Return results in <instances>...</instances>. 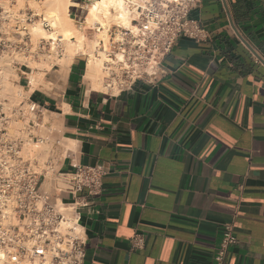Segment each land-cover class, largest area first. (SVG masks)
<instances>
[{
    "label": "crops",
    "instance_id": "obj_1",
    "mask_svg": "<svg viewBox=\"0 0 264 264\" xmlns=\"http://www.w3.org/2000/svg\"><path fill=\"white\" fill-rule=\"evenodd\" d=\"M72 1L85 21L91 0ZM194 16L205 38L181 37L156 81L110 96L77 55L30 91L48 137L61 130L63 171L109 169L83 218V264H214L224 224L238 239L226 260L264 264V0H201Z\"/></svg>",
    "mask_w": 264,
    "mask_h": 264
},
{
    "label": "built area",
    "instance_id": "obj_2",
    "mask_svg": "<svg viewBox=\"0 0 264 264\" xmlns=\"http://www.w3.org/2000/svg\"><path fill=\"white\" fill-rule=\"evenodd\" d=\"M1 1L0 61H10L15 86L36 91L43 86L32 87L30 65L43 57L50 59L51 53L61 57L62 44L54 49L50 39L34 38L32 29L37 25L48 33L52 30L45 15L30 7L17 9L16 0ZM127 3L132 26L112 27L108 45L101 41L95 52L100 59L102 54L106 57L100 68V89L110 96L131 90L140 81H156L181 37L205 38L194 16L201 0ZM253 54L262 63L257 52ZM83 57L86 76L88 56ZM40 72L45 79L50 67ZM43 109L30 95L19 102L0 99V264H83L87 244L83 218L102 195L109 173L104 164L76 163L63 171L59 157L50 150V137L39 131L47 127ZM237 243L233 225L224 224L214 264H232L226 256ZM144 244L140 234L131 243L134 250H142Z\"/></svg>",
    "mask_w": 264,
    "mask_h": 264
},
{
    "label": "bare ground",
    "instance_id": "obj_3",
    "mask_svg": "<svg viewBox=\"0 0 264 264\" xmlns=\"http://www.w3.org/2000/svg\"><path fill=\"white\" fill-rule=\"evenodd\" d=\"M133 1L136 2V0ZM32 3L35 6L38 5L36 0ZM44 6L48 12V14H46V19L49 21L50 26L54 31L46 34V31L43 30L40 25H37L32 29L34 38L48 35V39L53 41L52 46L54 49L59 42L66 43V53L56 63L58 66V73L65 76V78L68 75L75 56L88 55L87 72L85 77L94 89H98L100 86L98 80L100 76V68L102 61L106 57L102 54L101 57H103V59H100L95 56L93 52L98 49L102 40L105 41L104 43L106 46L108 45L109 30L112 27L130 28L132 26L127 0H91V4L87 9L88 13L85 18V24L87 25V28L95 26L99 29V33L97 32L98 37L91 41L88 40L78 28H76V22L69 10L71 7H77L78 5L74 4L72 0H46ZM97 29L96 31H98ZM9 62L8 59L0 61V99L7 98L10 101L16 102L19 100V97L22 96L19 91L21 90V92L25 94V90L21 87L16 90L17 86H15L10 80ZM44 64H48L49 66L50 63L45 62ZM30 68L34 71L36 70L33 64L30 65ZM33 74L30 75V79L32 81L34 80L31 82L33 84L32 87L34 88L41 84L42 81L40 79H34ZM27 94H30V92ZM34 147L37 148V146ZM30 149L33 148L29 147L28 150Z\"/></svg>",
    "mask_w": 264,
    "mask_h": 264
},
{
    "label": "rangeland",
    "instance_id": "obj_4",
    "mask_svg": "<svg viewBox=\"0 0 264 264\" xmlns=\"http://www.w3.org/2000/svg\"><path fill=\"white\" fill-rule=\"evenodd\" d=\"M34 0H16V2H17V9H26V6H29L31 9H33L34 11H37L39 14H43V15H45V17H46V14H48V12H47V10H46V8H45V6H44V2L46 1V0H36L37 1V3H38V5L37 6H35L32 2H33ZM45 8V9H44ZM42 10V11H41ZM88 13V12H87ZM87 13H86V15H87ZM86 15H85V17H84V19L86 18ZM82 20V18L81 17H79L76 21H81ZM75 21V22H76ZM75 25H76V28H78L85 36H86V38L88 39V40H95L96 39V37H98L97 36V32L99 33V31H96V30H94V28H96L97 29V27H95V26H90V27H88L87 28V25L85 24V21L84 20H82L79 24H76L75 23ZM98 30V29H97ZM54 30H51L50 32H53ZM49 32V33H50ZM48 32H46V34H49ZM40 37H45V38H48V35H45V36H40ZM102 40V39H101ZM102 41H104V40H102ZM105 42V41H104ZM60 44V43H59ZM62 45H61V47H63V52H62V56L61 57H59V56H57V55H55V54H53V53H51L50 54V59L48 58V57H43V58H41L40 59V61L39 62H37V63H33V65H34V68L36 69L35 71H34V74H33V77H34V79H43V81H44V75L40 72L42 69H45V68H47V69H49V67H50V75L51 74H53V72L55 71V70H58V66H57V62H58V60L59 59H61L64 55H65V53H66V43H61ZM98 49H96V50H94V55H95V52L97 51ZM86 56H88V55H86ZM45 62H48V63H50L49 64V66H48V64L46 65V64H44ZM54 64V65H53ZM59 72V71H58ZM57 72V74H60V73H58ZM61 75V76H60ZM59 76H60V78L62 77V79H64L65 78V76H63L62 74H60ZM11 78L12 79H14V78H16V76L15 75H12L11 74ZM100 78H101V73H100V76H99V82H100ZM31 82H32V80H31ZM42 83V82H41ZM43 83H45V82H43ZM32 86H33V84H32ZM101 87L99 86V89H100ZM18 89H20V87H16V90H18ZM19 93H21L22 94V96H20L19 97V100H17L16 102H19V101H22V100H25V99H27L28 97H29V94H27V92H25V94L23 93V92H21V90L19 91ZM13 102H15V101H13ZM48 122V119L47 118H45L44 119V123H47ZM60 128L58 127V125L57 124H53L52 126L50 125V150H56V151H59V153H61L62 155L64 154L63 152H62V146H64V142H65V140H64V138H63V136L60 134ZM41 135L42 136H45L46 137V135H48V130L45 128V127H43L42 128V130H41ZM57 140H59L60 142H61V144H60V147L59 148H53V144L55 143V141H57Z\"/></svg>",
    "mask_w": 264,
    "mask_h": 264
}]
</instances>
